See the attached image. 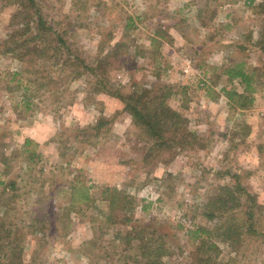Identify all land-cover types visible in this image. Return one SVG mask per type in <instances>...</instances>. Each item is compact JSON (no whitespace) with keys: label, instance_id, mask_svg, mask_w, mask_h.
I'll return each mask as SVG.
<instances>
[{"label":"rangeland","instance_id":"374dc122","mask_svg":"<svg viewBox=\"0 0 264 264\" xmlns=\"http://www.w3.org/2000/svg\"><path fill=\"white\" fill-rule=\"evenodd\" d=\"M263 1L35 0L43 18L85 63H96L101 46L107 51L123 44L120 56L108 59V71L124 92L173 85L177 93L170 104L189 118L205 146L146 168L142 156L148 143L118 98L93 92L92 75L46 91L41 85L46 78L25 74L37 82L28 86L23 77L19 85L12 78L22 63L0 53V177L18 182L17 190L6 192L0 184V264H145L137 242L131 247L118 238L132 226L164 236L166 264H196L187 231L214 226L203 208L220 185L234 184V174L257 195L260 234L246 236L238 247L215 238L214 256L218 264H264V84L259 82L264 73L257 71L255 101L242 112L230 107L222 89L243 87L221 75L240 62L264 72L258 45ZM5 2L0 0V40L19 19L14 16L19 4ZM21 86L34 94L30 109ZM103 116L115 120L90 144L80 130ZM28 137L38 142L41 155L32 162L22 153ZM77 178L91 186L96 201L76 200L81 194L69 186ZM105 186L133 197L135 209L114 210V219L105 222L103 212L110 211L102 199Z\"/></svg>","mask_w":264,"mask_h":264},{"label":"trees","instance_id":"16d2710c","mask_svg":"<svg viewBox=\"0 0 264 264\" xmlns=\"http://www.w3.org/2000/svg\"><path fill=\"white\" fill-rule=\"evenodd\" d=\"M7 1L5 3L19 4V9L14 14L15 17H19L13 23L15 28L7 38L0 40V49L4 48L0 53L11 55L22 63V70L13 73L12 80L17 79L16 81L20 85L22 78H27L32 81L27 82L29 86L35 84L37 79L30 76L25 77V74H32L36 78H46L47 81L41 85L43 87L47 85L46 91H49L65 83L69 85L74 79H78L86 73L92 75L94 79L91 81L90 87L93 92H104L118 98L124 104V110L131 115L133 125L139 128L141 139L143 138L148 143L142 156V162L146 168L154 169L159 164L168 165L181 152L205 146V143H201L198 133L191 129L189 118L170 104L171 98L177 93L173 85L166 83L158 85L157 83L150 87L143 86L141 89L136 87L124 92L122 84L112 81L109 75L110 71H108V59L111 56H120L119 49L123 45L121 42L110 45V49L107 51H104V46H101L99 54L96 56V63L87 64L85 59L70 47L68 40H65L63 35L58 34L54 27L47 23L43 18L41 6L35 0ZM258 7L261 8L260 13L264 14V1L260 2ZM130 24L134 26L133 21ZM258 45L261 52L264 53V25L260 32ZM257 71L260 75L264 73L260 69H246L244 62L231 64L222 71L221 75L226 76L228 83L236 82L243 87L242 91H239L235 85L223 87L222 90L232 109L242 112L253 105ZM18 75L19 79L16 78ZM259 82L264 84V79ZM21 88H23V103L26 104L27 109H30L32 106L30 98L34 94L29 93L27 86H21ZM114 120V117L103 116L95 125H88L80 131L89 137L88 140L91 144L93 141H90V138L98 137L102 128L113 123ZM38 146L37 141L29 137L26 138L22 153L26 154L27 161L32 162L34 158H40L41 155L37 152ZM263 146L260 147L261 150ZM233 177H235L234 184L220 185L216 194L209 198L203 208V216L213 221L214 226L210 228L196 225L187 231L191 255L196 264H218L214 256L219 254L215 238L238 247L246 236L260 234L258 226L262 223L261 219L257 217V209L262 207L258 203L257 195L242 186L239 174H234ZM74 181L69 188L80 192L81 198L76 200L96 201L90 193V185L79 178ZM0 184L4 186V192L18 189V182L14 179L4 181L0 177ZM74 195L76 196L75 193H73ZM102 199L108 201L110 206L109 213L103 212L105 222L114 219V210L132 212L135 209L133 205L135 199L116 186L103 187ZM70 211L69 207L67 213L69 214ZM131 219L130 216L125 217L126 222H130ZM118 238L131 247L137 242V244L135 243L136 248L142 255L145 264H166L163 258L169 253L165 252L167 242L163 235H158L157 230L150 231L147 228L140 227L139 229L132 226L124 235H118Z\"/></svg>","mask_w":264,"mask_h":264},{"label":"crops","instance_id":"0c3cea01","mask_svg":"<svg viewBox=\"0 0 264 264\" xmlns=\"http://www.w3.org/2000/svg\"><path fill=\"white\" fill-rule=\"evenodd\" d=\"M103 98H105V97H103ZM109 97H106V99H108Z\"/></svg>","mask_w":264,"mask_h":264}]
</instances>
